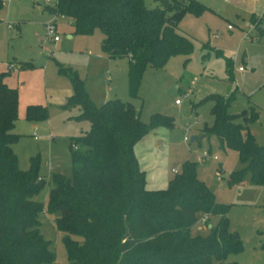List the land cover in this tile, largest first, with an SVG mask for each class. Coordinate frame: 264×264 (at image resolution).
<instances>
[{
    "label": "trees",
    "instance_id": "obj_1",
    "mask_svg": "<svg viewBox=\"0 0 264 264\" xmlns=\"http://www.w3.org/2000/svg\"><path fill=\"white\" fill-rule=\"evenodd\" d=\"M161 1L147 9L143 0H57L49 9L68 18L75 34L100 30L101 49L109 59L128 57V92L134 97L146 65L159 67L174 54L192 53V41L178 32L177 22L186 10L205 8L197 0ZM4 2L0 0V9ZM32 66L29 61L16 65ZM4 73H0V264H49L55 256L40 233L38 219L44 205L34 199L44 180L37 174V158L31 159L28 170L18 167L11 147L17 136L11 129L19 96L5 82ZM70 81L72 94L64 105L79 106L78 118L88 120L90 129L72 140V175L53 176L47 205L49 212H58L55 227L64 234L69 264H212L214 260L240 264L226 261L244 248L238 233L230 230L229 207L216 201L199 178L197 164L185 161L166 188L148 189L133 151L148 125L130 102L112 98L96 105L81 79L72 74ZM208 99L215 101V122L204 129V137L216 135L222 146L239 152L244 164L231 173L230 182L249 177L264 185V145L228 111V99L219 94ZM47 115L37 105L26 110L30 121ZM151 123L172 125L160 116H153ZM202 215L220 220L208 224L204 232L194 231Z\"/></svg>",
    "mask_w": 264,
    "mask_h": 264
},
{
    "label": "rangeland",
    "instance_id": "obj_2",
    "mask_svg": "<svg viewBox=\"0 0 264 264\" xmlns=\"http://www.w3.org/2000/svg\"><path fill=\"white\" fill-rule=\"evenodd\" d=\"M197 1L205 8L186 10L177 22L178 32L192 41V53L174 54L159 67L146 65L132 97L128 92L129 59H109L103 54L100 30L75 34L73 23L49 13L47 7L52 3L44 0H5L0 9V73L7 72L3 66L7 62L33 64L20 69L18 77L17 73H4V80L19 96L11 129L17 139L11 147L21 170L30 168L32 158L38 159L37 174L44 184L34 199L44 205L38 219L40 233L55 256L49 264L69 262L64 234L55 227L58 212L47 210L48 192L55 174L72 175L70 145L90 129L88 120L78 118L79 106L67 108L66 102H60L63 90L71 88L72 74L83 81L96 105L112 98L130 102L148 125L147 133L133 147L148 189L166 188L174 169L179 172L185 161L195 162L199 178L214 192L216 201L229 207L230 230L243 241V250L230 254L226 261L264 264V185L249 177L240 183L230 182L231 173L244 167L239 152L222 146L216 135L201 139L204 129L215 122V101L205 99L219 94L229 100L228 111L236 115V121L248 125L257 143L264 145V0ZM143 2L147 9L162 4L161 0ZM52 18L61 36L55 46L43 40L45 24ZM251 23L256 28L251 30ZM29 105L45 108L47 117L30 121L26 117ZM153 116L167 118L172 125L151 123ZM193 136L197 141H191ZM205 150L210 156L203 160ZM219 220L220 216L208 217L207 223L198 222L194 231L204 232L208 224ZM212 264H218L217 260Z\"/></svg>",
    "mask_w": 264,
    "mask_h": 264
},
{
    "label": "built area",
    "instance_id": "obj_3",
    "mask_svg": "<svg viewBox=\"0 0 264 264\" xmlns=\"http://www.w3.org/2000/svg\"><path fill=\"white\" fill-rule=\"evenodd\" d=\"M44 1L47 2V3H52V4H54V3L57 2V0H44ZM55 16H56V14H55ZM230 28H231V26H230ZM249 28L251 30L254 29V28H256V24L255 23L249 24ZM45 31H46L45 32V36L43 37V40L44 41H46V40L47 41H51L55 45L57 42H59L61 40V36L57 32V23H56L55 18L46 23V25H45ZM6 67H7V70H11V69L15 68L16 65L15 64H12V63H8L6 65ZM239 70H242V67H240ZM175 103L176 104H179L180 103V100L179 99H176L175 100ZM36 130H37V128L34 127L33 133H32V135H33V137L35 139L37 138ZM185 140L188 141L189 138L188 137H185ZM209 156H210V152L205 150L202 153V155H201V159L205 160ZM213 157H214L215 160H218V156L214 155ZM174 171L176 172L177 170L174 169ZM207 221H208V216L207 215H203L200 218L199 223L206 224Z\"/></svg>",
    "mask_w": 264,
    "mask_h": 264
},
{
    "label": "crops",
    "instance_id": "obj_4",
    "mask_svg": "<svg viewBox=\"0 0 264 264\" xmlns=\"http://www.w3.org/2000/svg\"><path fill=\"white\" fill-rule=\"evenodd\" d=\"M228 1H230V0H228ZM48 9V12L49 13H51L52 14V12H51V10L49 9V7L47 8ZM53 15H55L54 13H53ZM56 16H58V15H56ZM55 16V17H56ZM53 19V18H52ZM258 19H263V18H258ZM258 21V20H257ZM69 22H70V20H69ZM47 23V22H46ZM262 24V23H261ZM46 25V24H45ZM51 42V41H50ZM53 43V42H52ZM58 43V42H57ZM56 43V44H57ZM54 44V43H53ZM55 44V45H56ZM54 45V46H55ZM9 63H12V64H15V65H17V63H13V62H9ZM8 64V62L7 63H5L3 66L6 68V70H7V67H6V65ZM14 70H10V73H17V77H18V75H19V71H20V69H18L17 67H15V68H13ZM241 71V70H240ZM107 80H110V78H109V76L107 77ZM6 82V81H5ZM8 84V83H7ZM9 85V84H8ZM72 94V86H71V88L70 89H65V90H63V92H62V95L60 96V102L61 103H65L66 101H67V99L70 97V95ZM200 228V227H199Z\"/></svg>",
    "mask_w": 264,
    "mask_h": 264
},
{
    "label": "water",
    "instance_id": "obj_5",
    "mask_svg": "<svg viewBox=\"0 0 264 264\" xmlns=\"http://www.w3.org/2000/svg\"><path fill=\"white\" fill-rule=\"evenodd\" d=\"M202 138H204V135L201 137V139H202ZM196 140H197V137H196V136H193V137L191 138V141H192V142H194V141H196Z\"/></svg>",
    "mask_w": 264,
    "mask_h": 264
}]
</instances>
